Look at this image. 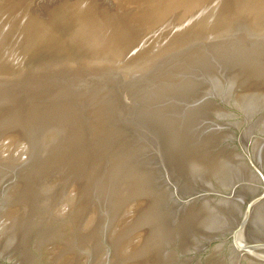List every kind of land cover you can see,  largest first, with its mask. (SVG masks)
Returning <instances> with one entry per match:
<instances>
[{"label":"water","instance_id":"95a60500","mask_svg":"<svg viewBox=\"0 0 264 264\" xmlns=\"http://www.w3.org/2000/svg\"><path fill=\"white\" fill-rule=\"evenodd\" d=\"M0 264H264V0H0Z\"/></svg>","mask_w":264,"mask_h":264}]
</instances>
